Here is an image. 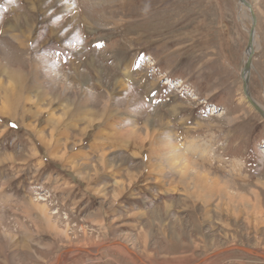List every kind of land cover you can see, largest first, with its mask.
Here are the masks:
<instances>
[{
	"label": "rangeland",
	"instance_id": "obj_1",
	"mask_svg": "<svg viewBox=\"0 0 264 264\" xmlns=\"http://www.w3.org/2000/svg\"><path fill=\"white\" fill-rule=\"evenodd\" d=\"M248 2L264 108V0ZM237 17L248 29L237 0H0V81L12 94L17 65L27 76L25 107L0 113V264H143L115 241L147 264L264 254V119ZM128 127L144 140L117 138Z\"/></svg>",
	"mask_w": 264,
	"mask_h": 264
},
{
	"label": "bare ground",
	"instance_id": "obj_2",
	"mask_svg": "<svg viewBox=\"0 0 264 264\" xmlns=\"http://www.w3.org/2000/svg\"><path fill=\"white\" fill-rule=\"evenodd\" d=\"M245 7H244V9H241V11H239L238 12V15H239V17L241 18V19H244L245 17L247 18H249V23H248V28L251 26V24H252V20L250 19V17H249V15L246 13V11L248 12H250V10H251V6H250V3L248 2V0H245ZM35 4V3H34ZM255 16V15H254ZM255 21H256V18H255ZM254 27H255V25H254ZM255 32V28H254V31H253V37H254V39H253V50L255 49H257V47H258V37L256 36V34L254 33ZM81 35V34H80ZM256 43V44H255ZM255 44V45H254ZM244 58H245V53H244ZM244 58H243V60H244ZM2 59V58H1ZM169 62V61H168ZM173 65V64H172ZM40 66V65H39ZM13 67H16V66H14L13 65ZM31 67V66H30ZM35 69H34V71H33V73H37V71H38V67H37V65L35 64L34 66H33ZM3 68V69H2ZM1 69H2V71L5 73V72H9V70L8 69H6L5 67H2ZM8 68L10 69V67L8 66ZM0 69V70H1ZM135 70V69H134ZM41 72H43V71H41ZM1 73V72H0ZM35 77H37V74H35ZM27 78V76L25 75V73H24V71H23V68L22 67H20V65H17V70H15L12 74H11V76H10V79L12 80V82L14 83V86H15V93H14V98L16 99V100H19V99H21L22 98V94H20L18 91H20L21 93H23V90H24V85H25V79ZM36 81H37V79H35ZM32 87V86H31ZM35 87V86H34ZM44 88V87H43ZM35 89V88H34ZM36 89H37V87H36ZM42 89V88H41ZM18 90V91H17ZM38 90V89H37ZM37 94V93H36ZM59 96V95H58ZM44 97V96H43ZM55 97V96H54ZM40 98H41V96H40ZM45 98V97H44ZM82 98V97H81ZM85 99V98H84ZM91 99V98H90ZM10 100V99H9ZM38 100V99H37ZM92 100V99H91ZM90 100V101H91ZM108 100V99H107ZM252 100L257 104V105H259V107H261V109L264 111V108L260 105V104H258L256 101H255V99L252 97ZM44 101V100H43ZM52 101H53V98H52ZM78 101H79V99H78ZM17 102V101H16ZM57 102V101H56ZM79 102H81V101H79ZM15 103V102H14ZM39 103V102H38ZM41 103V102H40ZM39 103V104H40ZM46 103V102H45ZM86 103H87V101H86ZM86 103H84V102H82L80 105L82 106V108L84 109V108H86ZM95 103V102H94ZM43 104V103H42ZM41 104V105H42ZM113 104V103H112ZM6 105H7V103H6ZM24 105H26V104H24ZM23 105V106H24ZM65 105V104H64ZM97 105V104H96ZM106 105V104H105ZM108 105V104H107ZM106 105V106H107ZM87 106H88V104H87ZM67 107V106H66ZM97 107V106H96ZM105 107V106H104ZM5 108V107H4ZM75 108V107H74ZM89 108H90V106H89ZM6 109V108H5ZM7 109H8V107H7ZM63 109V108H62ZM76 109V108H75ZM81 109V108H80ZM82 109V114H83V116L82 117H86V116H88L89 115V113L91 112V110L92 109H84L83 110ZM98 109V108H97ZM111 109V108H110ZM114 109H115V107H114ZM14 110V109H13ZM77 110H79V109H77ZM113 110V109H112ZM161 110V109H160ZM93 111V110H92ZM105 112V111H104ZM115 112V111H114ZM75 113V112H74ZM77 113V112H76ZM111 113V112H110ZM141 113V112H140ZM69 114V113H68ZM81 114V115H82ZM91 114V113H90ZM109 114V113H108ZM78 115V114H77ZM104 115V117L106 116L105 114H103ZM102 115V116H103ZM116 115V114H115ZM27 116V115H26ZM70 116V115H69ZM126 116V115H125ZM164 117V116H163ZM92 118V117H91ZM48 119V118H47ZM97 119V118H96ZM58 120V119H57ZM61 120V119H60ZM74 120V119H73ZM107 120V119H106ZM160 120H161V117H160ZM48 121H49V119H48ZM103 121V120H102ZM63 122V121H62ZM78 122H80L81 123V121H78ZM83 122V121H82ZM113 122V121H112ZM58 123H60V122H58ZM86 123V122H85ZM102 123V122H101ZM146 123L148 124V126H149V124L151 123V122H149V120L148 121H146ZM162 123V122H161ZM64 124V123H63ZM82 124V123H81ZM163 124H165V123H163ZM97 125V124H96ZM145 125V124H144ZM151 125V124H150ZM159 125H162V124H159ZM60 126V125H59ZM67 126H69L68 124H67ZM71 126V125H70ZM74 126H75V124H74ZM77 126V125H76ZM104 126V125H103ZM108 126V125H107ZM32 126H30L29 127V129L31 128ZM62 127V126H61ZM81 127V126H80ZM97 127V126H96ZM64 128V127H63ZM62 128V129H63ZM66 128V127H65ZM107 128V127H106ZM150 128V127H149ZM149 128H147V130H146V135L147 134H150V129ZM38 129V128H37ZM36 129V130H37ZM54 129V128H53ZM52 129V130H53ZM79 129V128H78ZM85 130H86V128H84ZM142 129V128H141ZM32 130H34V128L32 129ZM40 130V129H39ZM101 130V129H100ZM152 130V129H151ZM55 131V130H54ZM61 131V130H60ZM141 131V130H140ZM52 132V131H51ZM115 132V135L117 136V138H119L121 141H125L124 139H129V142L131 141H133L134 143H135V141L134 140H136V136L140 139V140H144V138H143V136H141L139 133H138V131L136 130V129H129V127L126 129V128H123V129H121V130H115L114 131ZM152 132H155V130L153 129L152 130ZM34 133V132H33ZM37 133V132H36ZM97 133V132H96ZM98 134V133H97ZM96 134V135H97ZM56 135H57V133H56ZM63 135V134H62ZM153 135H155V133L153 134ZM53 136V135H52ZM58 136V135H57ZM67 136V135H66ZM156 137L158 136V135H155ZM39 137V136H38ZM61 137V136H60ZM59 137V138H60ZM64 137V136H63ZM35 138H36V136H35ZM34 138V139H35ZM40 138V137H39ZM45 138H46V136H45ZM51 139V138H50ZM67 139V138H66ZM39 140H41V139H39ZM52 140V139H51ZM55 141H56V139H54ZM43 142V141H42ZM48 142V141H47ZM137 142V141H136ZM153 142H155L156 144H159V143H161V144H163L162 143V140H160V142L158 143V141L157 140H155V139H153ZM152 142V143H153ZM164 142V141H163ZM41 143V142H40ZM152 143H150V149L153 151V153H155L156 151V145L154 144V145H152ZM37 144V143H36ZM42 144V143H41ZM57 144V143H56ZM136 144H138V143H136ZM52 146V145H51ZM139 146V145H138ZM154 146V147H153ZM55 148V147H54ZM135 148V147H134ZM137 149V148H136ZM52 150H53V148H52ZM51 150V151H52ZM131 151V150H130ZM132 152V151H131ZM165 153H166V151H165ZM135 154V153H134ZM151 154V153H150ZM160 154V153H159ZM100 160H101V163L103 162V165H104V163L106 164V165H109L111 162H108V161H106L105 160V157L102 155V156H100ZM165 158V157H164ZM110 166V165H109ZM148 166V165H147ZM152 166V165H151ZM153 167V166H152ZM136 174V173H135ZM175 176V175H174ZM182 178V177H181ZM183 183V182H182ZM214 185V184H213ZM220 186V185H219ZM217 187V186H216ZM222 189V188H221ZM190 191V190H189ZM221 192V191H220ZM113 244H120V245H122L131 255H133V256H135V257H137L138 255L135 253V251H133L129 246H127L126 244H124L123 242H120V241H115V242H111V243H109V244H106V245H103V246H108V245H113ZM230 247V246H229ZM229 247H225V248H222V249H220V250H218V251H220L221 252V250H223V249H226V248H229ZM74 249H71V250H75V251H80V252H87V253H91V254H95L96 252H95V250L97 249V248H93V249H88V248H82V247H73ZM103 248V247H102ZM98 250V249H97ZM67 251H69V250H67ZM65 252V251H64ZM260 252V251H259ZM139 257V256H138ZM207 257V256H206ZM206 257L205 258H203L204 260H206ZM140 258V257H139ZM62 257L61 256H59L56 260H57V262H56V264H58L59 262L61 263L62 262ZM204 260H202V261H200V262H203ZM140 261L143 263V264H147L144 260H142L141 258H140ZM59 263V264H60ZM196 264H199L198 262L196 263Z\"/></svg>",
	"mask_w": 264,
	"mask_h": 264
},
{
	"label": "water",
	"instance_id": "obj_3",
	"mask_svg": "<svg viewBox=\"0 0 264 264\" xmlns=\"http://www.w3.org/2000/svg\"><path fill=\"white\" fill-rule=\"evenodd\" d=\"M245 0H237V12L241 11V9H244L245 7ZM246 13L249 15L250 19L252 20V24L251 26L247 29L245 27H243L239 21H238V17H237V22L238 25L240 26L241 29H243L247 35H248V39H247V46H246V50H245V58L243 60V64L240 70V78L242 80V91H243V95L246 99V101L251 105V107L264 119V111L261 109V107H259V105H257L253 100L252 97L248 91V80H249V72H250V68H251V61H252V57L254 55V51H253V31H254V25H255V16L253 14V12L250 10V12L246 11ZM71 249H74L73 247L67 248V250L71 251ZM67 250H65V252H67ZM231 250H239L242 251L248 255L251 256H256L262 260H264V254L259 252L258 250H255L251 247L248 246H244V245H233L230 246L229 248L223 249L220 251H216L213 252L211 254H209L206 257V260L208 258H211L213 256H216L220 253L226 252V251H231ZM137 261L140 260V258L137 256L135 258ZM204 259H201L200 261H202ZM197 261L198 263L202 264L203 262ZM205 261V260H204Z\"/></svg>",
	"mask_w": 264,
	"mask_h": 264
},
{
	"label": "crops",
	"instance_id": "obj_4",
	"mask_svg": "<svg viewBox=\"0 0 264 264\" xmlns=\"http://www.w3.org/2000/svg\"><path fill=\"white\" fill-rule=\"evenodd\" d=\"M3 50H1L0 49V57H2L3 58ZM3 74H4V72H3ZM6 88V85H4L3 83H1V81H0V99L2 100V101H4V104H3V106H5V108L4 107H0V109H1V111H3V113L0 111V113L1 114H4V113H7L8 112V114H13V115H18V113L20 112V110H21V108H23V96H22V98L21 99H19V100H16L15 98H14V93H15V90L13 89L12 90V94L11 93H8L7 92V90L5 89ZM18 91V90H17ZM20 94H22L23 95V93H21L20 91H18ZM10 99V100H9ZM17 101V102H16ZM15 102V103H14ZM6 103H7V105H6ZM7 107H8V109H7ZM13 107V108H12ZM25 107V106H24ZM14 109V110H13ZM36 113H37V110H36ZM85 116H84V118H82L81 119V123H82V121L83 122H85ZM80 123V122H79ZM85 125H86V123H85ZM84 128H86V126H84L82 129V131H86ZM42 139H45V138H43L42 137ZM47 139V138H46ZM51 139H52V137H51ZM112 139H113V137H112ZM113 145V144H112ZM93 148H95V144H94V147ZM87 151V150H86ZM85 150L82 152L83 154L86 152ZM94 151V150H93ZM91 152V151H90ZM102 154H104L103 156L105 157L107 154H105V152H102V153H100V155H99V157L102 155ZM88 155H91V154H89L88 153ZM85 156V155H84ZM106 158V157H105ZM107 159V158H106ZM101 161V160H100ZM109 162H111V160L109 159L108 160ZM75 165V167H80L79 169H80V172H79V175L82 177V179H86V177L84 176V175H82L81 173H82V170H84V169H81V166H80V164L78 163V164H74ZM86 165V164H85ZM110 165L111 166H113V163L111 162L110 163ZM87 166H89L88 164H87ZM77 168V169H78ZM95 170V172L97 171L96 169H94ZM112 170H113V168H112ZM80 253H83V252H80Z\"/></svg>",
	"mask_w": 264,
	"mask_h": 264
},
{
	"label": "snow or ice",
	"instance_id": "obj_5",
	"mask_svg": "<svg viewBox=\"0 0 264 264\" xmlns=\"http://www.w3.org/2000/svg\"><path fill=\"white\" fill-rule=\"evenodd\" d=\"M97 46L99 47V46H102V45H99V44H98ZM141 59H142V57H141ZM135 67L138 69V68H139V63H137V64L135 65ZM153 95H154V94H153ZM13 126H15V125H13Z\"/></svg>",
	"mask_w": 264,
	"mask_h": 264
}]
</instances>
